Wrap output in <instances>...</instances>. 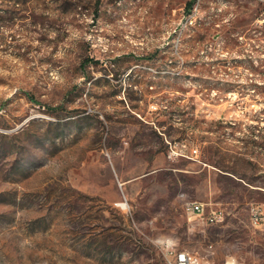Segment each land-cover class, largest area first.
<instances>
[{"label":"rangeland","instance_id":"1","mask_svg":"<svg viewBox=\"0 0 264 264\" xmlns=\"http://www.w3.org/2000/svg\"><path fill=\"white\" fill-rule=\"evenodd\" d=\"M253 205L264 0H0V264H264Z\"/></svg>","mask_w":264,"mask_h":264},{"label":"built area","instance_id":"2","mask_svg":"<svg viewBox=\"0 0 264 264\" xmlns=\"http://www.w3.org/2000/svg\"><path fill=\"white\" fill-rule=\"evenodd\" d=\"M186 211L201 220L210 224H223L226 220L227 214L223 209L211 208L203 202L193 201L186 205ZM251 221L255 226H264V210L262 205H253L251 207ZM243 264L236 258L226 259L221 264ZM168 264H202L197 259H194L187 251L174 250L170 251V258ZM204 264V263H203ZM216 264V263H208Z\"/></svg>","mask_w":264,"mask_h":264},{"label":"clouds","instance_id":"3","mask_svg":"<svg viewBox=\"0 0 264 264\" xmlns=\"http://www.w3.org/2000/svg\"><path fill=\"white\" fill-rule=\"evenodd\" d=\"M232 264H234V261L232 262Z\"/></svg>","mask_w":264,"mask_h":264},{"label":"trees","instance_id":"4","mask_svg":"<svg viewBox=\"0 0 264 264\" xmlns=\"http://www.w3.org/2000/svg\"><path fill=\"white\" fill-rule=\"evenodd\" d=\"M85 63H83V65H84Z\"/></svg>","mask_w":264,"mask_h":264}]
</instances>
